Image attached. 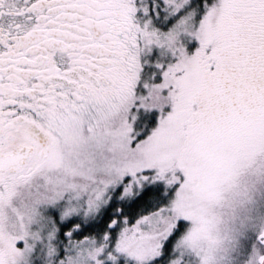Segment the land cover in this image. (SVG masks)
Wrapping results in <instances>:
<instances>
[{"label": "snow or ice", "instance_id": "snow-or-ice-1", "mask_svg": "<svg viewBox=\"0 0 264 264\" xmlns=\"http://www.w3.org/2000/svg\"><path fill=\"white\" fill-rule=\"evenodd\" d=\"M0 264H264V0H0Z\"/></svg>", "mask_w": 264, "mask_h": 264}]
</instances>
